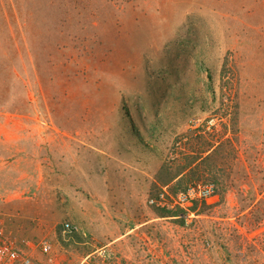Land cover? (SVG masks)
I'll use <instances>...</instances> for the list:
<instances>
[{"label":"rangeland","instance_id":"obj_1","mask_svg":"<svg viewBox=\"0 0 264 264\" xmlns=\"http://www.w3.org/2000/svg\"><path fill=\"white\" fill-rule=\"evenodd\" d=\"M193 183L217 197L190 218L149 203ZM107 214L132 231L82 261ZM0 229L32 264L43 239L52 264H264V0H0Z\"/></svg>","mask_w":264,"mask_h":264},{"label":"built area","instance_id":"obj_2","mask_svg":"<svg viewBox=\"0 0 264 264\" xmlns=\"http://www.w3.org/2000/svg\"><path fill=\"white\" fill-rule=\"evenodd\" d=\"M169 200H165V198ZM217 194L215 188L211 184L193 183L187 186L184 191L178 192L175 196L168 195L162 192L156 198L150 199L149 203L168 210H179L181 216L190 218L193 215L192 207L198 203H213ZM76 233H81L82 237L86 238L85 232H80L79 229L70 222H63L61 225L60 235L63 239L71 238ZM41 254L46 258L47 264L53 263V246L51 242L43 239L37 244ZM112 250L108 246L99 248L96 253L102 258L107 259L112 255ZM114 254V252H113ZM115 255V254H114ZM0 264H32L30 257L20 249L16 244L7 239L0 229Z\"/></svg>","mask_w":264,"mask_h":264},{"label":"crops","instance_id":"obj_3","mask_svg":"<svg viewBox=\"0 0 264 264\" xmlns=\"http://www.w3.org/2000/svg\"><path fill=\"white\" fill-rule=\"evenodd\" d=\"M105 216H108L109 217L110 214H107ZM90 219H92V217ZM111 220H112L111 218H110V220H107L103 216H100L99 217V220H98V218L96 216V219L94 221V224H92V220H90L89 222H87V221H84L83 222V225L86 226V227H88L89 230L91 229L90 231L93 232V234H95V239H97L99 241L101 240L100 238L105 239L106 240V243H104V245H102L101 247L99 246L92 253L86 254L83 257L82 261L84 259H87L93 253H96V251L99 248H102L104 246L110 247L109 244H113L114 242H116L117 240L121 239L122 237L124 238L126 235L129 234L130 231H132L131 230L132 227H126V230L122 233L121 230H120V227L121 226L118 228L119 222H117V224L114 222L116 224L115 227H114V224L110 225L111 226V230H109V231L105 230L104 229V223L105 224L110 223ZM126 221H128V220H126ZM134 228H136V225H135ZM109 238H110V240H109ZM108 240H109V242L107 243ZM84 244H86V243H84ZM82 261L79 264H83Z\"/></svg>","mask_w":264,"mask_h":264},{"label":"trees","instance_id":"obj_4","mask_svg":"<svg viewBox=\"0 0 264 264\" xmlns=\"http://www.w3.org/2000/svg\"><path fill=\"white\" fill-rule=\"evenodd\" d=\"M195 207V205L192 207V210H193V208ZM166 209V208H165Z\"/></svg>","mask_w":264,"mask_h":264},{"label":"clouds","instance_id":"obj_5","mask_svg":"<svg viewBox=\"0 0 264 264\" xmlns=\"http://www.w3.org/2000/svg\"><path fill=\"white\" fill-rule=\"evenodd\" d=\"M43 258H44V256H43Z\"/></svg>","mask_w":264,"mask_h":264}]
</instances>
